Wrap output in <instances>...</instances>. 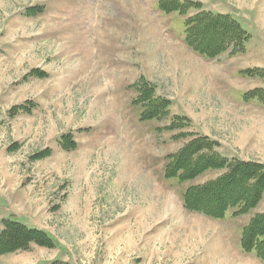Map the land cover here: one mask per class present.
Masks as SVG:
<instances>
[{
    "label": "rangeland",
    "instance_id": "1",
    "mask_svg": "<svg viewBox=\"0 0 264 264\" xmlns=\"http://www.w3.org/2000/svg\"><path fill=\"white\" fill-rule=\"evenodd\" d=\"M160 1L0 0V162L53 193L62 210L51 217L68 245L83 242L74 248L84 264H264L239 243L264 195L246 214L212 219L184 210L181 193L222 171L180 184L162 168L191 139H173L180 132L208 137L228 159L264 164V104L242 100L264 90V0H178L199 4L183 15L161 12ZM201 11L237 22L249 35L245 53L189 50L183 22ZM138 86L171 103L167 118L141 120ZM174 116L190 123L165 130ZM62 136L78 151L62 149Z\"/></svg>",
    "mask_w": 264,
    "mask_h": 264
},
{
    "label": "trees",
    "instance_id": "2",
    "mask_svg": "<svg viewBox=\"0 0 264 264\" xmlns=\"http://www.w3.org/2000/svg\"><path fill=\"white\" fill-rule=\"evenodd\" d=\"M159 9L164 13L177 11L183 15L189 9H199V4L163 0L159 2ZM183 24L184 45L206 59H214L224 52H228L229 56L245 53L249 35L227 15L201 11L184 19ZM244 74L250 77L261 75L257 71H247ZM139 92L136 104L142 105V121H160L168 117L171 103L163 97L155 96L152 86H142ZM242 98L245 102L257 100L264 104V90L254 89L247 95L243 94ZM19 109L25 110L24 107ZM189 123L187 118L174 116L164 129L180 130ZM184 137L191 139L175 153L165 157L162 167L165 179H173L181 184L198 179L208 171H222L216 178L185 189L181 197V207L184 210L220 220L229 210L233 211V216L239 217L258 206L264 195V164L223 157L217 153L218 144L206 136L180 132L173 139ZM61 138L62 149L71 151L76 148L70 136ZM49 154V150H45L41 157L45 158ZM0 227V256L28 251L31 245L43 249L57 246L44 231L24 226L16 219L2 220ZM240 230L241 250L253 253L264 263V212L252 215L247 225ZM52 264L67 263L59 261Z\"/></svg>",
    "mask_w": 264,
    "mask_h": 264
},
{
    "label": "crops",
    "instance_id": "3",
    "mask_svg": "<svg viewBox=\"0 0 264 264\" xmlns=\"http://www.w3.org/2000/svg\"><path fill=\"white\" fill-rule=\"evenodd\" d=\"M216 95L220 96L219 94ZM230 107H232V105ZM71 151H73V154L78 150L76 151V149H74ZM0 154L2 153L0 152ZM50 155L51 151L49 156ZM47 157L42 159L44 160ZM4 166L5 165L0 162V222L2 220H7L8 218L16 219V221L18 220L19 222H22L27 227L44 231L57 243V246L51 249H43L33 245L28 251H21L16 252L13 255H6V260L3 262L5 264H50L53 261L58 260L69 264H84L78 256L79 250L75 249L82 248L81 246H83V242L75 245V248L68 245L64 239L61 238L60 231L58 230L59 224H57L58 219L54 218V216L51 217L52 212L59 213V211L62 210V205H58L54 199L49 197V194L53 193L50 192L45 185L44 187L40 186V190H33V187L28 184L29 181H27L25 175L10 173ZM27 176L29 175L27 174ZM166 198L170 200L169 197ZM46 200H48V204L47 206H43ZM83 208L85 209L84 212L87 211L86 205H84ZM163 212L167 214L169 212L171 213L172 210L169 207H166L163 209ZM48 218H51L49 221L50 224H47L45 221ZM53 218L56 223L53 222ZM130 219L131 214H125L119 217L117 219L118 221H113V223L106 224L104 227L108 231L115 230L121 222L124 224L125 221ZM98 225H100L99 222ZM45 255H51V257L44 259ZM3 257L4 256L0 257V259H3ZM219 260V264H222L221 259ZM3 262L0 260V264H4ZM139 262L141 261L139 260Z\"/></svg>",
    "mask_w": 264,
    "mask_h": 264
}]
</instances>
